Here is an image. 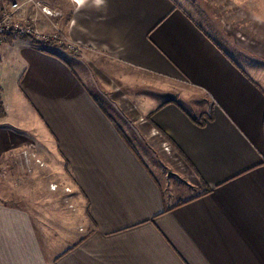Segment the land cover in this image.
<instances>
[{
  "label": "crops",
  "instance_id": "crops-1",
  "mask_svg": "<svg viewBox=\"0 0 264 264\" xmlns=\"http://www.w3.org/2000/svg\"><path fill=\"white\" fill-rule=\"evenodd\" d=\"M60 3L71 17L65 44L60 27L53 33L59 45L45 50L19 36L0 42L6 111L0 126L19 101L42 124L15 120L36 126L32 135L1 126L0 166L23 141L54 142L88 212L81 211L69 236L51 233L48 249L29 210L0 202V264H264V88L258 79L177 0H49L53 10ZM5 13L0 0V20ZM257 15L263 23L257 38L245 35L249 43L226 31L235 45L264 58V14ZM62 53L89 66L88 81ZM90 58L106 66L87 63ZM90 68L125 84L140 76L184 97L204 94L200 109L175 99L152 102L146 94L114 98L135 111L134 128L151 157L169 155L183 175L170 192L92 91ZM203 113L212 119L205 116L200 125L195 119Z\"/></svg>",
  "mask_w": 264,
  "mask_h": 264
},
{
  "label": "rangeland",
  "instance_id": "rangeland-1",
  "mask_svg": "<svg viewBox=\"0 0 264 264\" xmlns=\"http://www.w3.org/2000/svg\"><path fill=\"white\" fill-rule=\"evenodd\" d=\"M177 1L207 30L216 34L222 47L238 63L240 62L248 68L247 71L253 74L264 88V58L249 54L246 48L235 45L234 40H231L229 33L226 31L228 29L232 32L233 34L231 35H234L237 42L249 43V39L245 35L251 36L250 34H254L253 37L257 38L256 34L259 35L258 31L261 28L260 23H263V20L258 22L257 13L261 12L264 14V0ZM19 2L21 3V8L17 11V20L23 24L30 25L34 30L35 36L36 34H42L47 36V38L54 37L53 33H55L56 27H60L62 29L61 41L64 44L66 43L64 31L70 24L71 17L69 16L70 10L66 11V7L62 3L55 5L57 9L53 10L51 6L54 7V5H50L49 0H19ZM43 7L50 10L52 14L46 13ZM62 12L65 14L63 15ZM41 41L43 42L44 40L42 39ZM62 54L79 72L81 77L86 80L88 78L86 67L89 66L86 64L85 67L71 56ZM100 61L102 60H98V58H90L87 63L106 66L103 61L102 63ZM89 72L95 75L94 79L91 78L89 79L91 82H88L92 91L94 90L97 98L120 123L123 130L129 133L133 144L147 160L165 191L170 192L177 183H181L179 181H183V175L169 161L171 159L169 155H167L168 160L166 161L162 160L158 155L151 157L150 145L141 140L138 135L139 131L137 132L134 128L137 121L135 114H133L135 111L129 110L125 104H120L118 101L115 103L114 98H117V93L121 96L125 94L127 99L130 94L139 97H143L146 94L148 98H151L152 102H164L175 99L187 107L200 109L205 107L207 103L204 94L196 93V95L184 97L177 93L175 89H165L161 85L152 83L151 80L146 79V82H142L139 78L140 76H136L135 73L129 74L128 71H125V76L129 78L133 75L131 79L136 76L137 82L125 84L116 76L99 78L96 75L97 69L94 70L93 68H90ZM97 74L99 75V73ZM115 89L117 90L114 91ZM124 99L123 101H125ZM126 104L128 105V103ZM11 108L10 119L1 125L11 132L21 135H32L34 133L33 128H37L30 125L19 126L15 121L16 119L29 122H34L35 120L36 125H42L38 117L31 111V108L26 104L23 105V102L19 101L17 107H14L12 103ZM41 139V141L39 140L40 143L37 141H23L7 157H4L0 166V202L29 210L49 249L50 237L48 236L51 233H55L61 238H65L66 235L69 236L72 232L71 227L82 222L80 219L81 211L83 210L85 213L88 211L87 204L83 202L81 191L73 174L67 163L58 154L56 144L47 141L44 137ZM155 165L158 167L157 170L154 168ZM160 169L164 172L161 173ZM66 188H69V190H66ZM70 221L75 223L67 224ZM80 229L82 227L78 228V230Z\"/></svg>",
  "mask_w": 264,
  "mask_h": 264
},
{
  "label": "built area",
  "instance_id": "built-area-1",
  "mask_svg": "<svg viewBox=\"0 0 264 264\" xmlns=\"http://www.w3.org/2000/svg\"><path fill=\"white\" fill-rule=\"evenodd\" d=\"M5 4V8H7V13H5L4 17L0 20V35H4L5 33L14 34L19 37L33 36L38 40H48L47 36L39 34L35 36L33 28L28 24H23L17 20L16 14L17 11L21 8V3L19 0H2ZM32 1V0H29ZM43 10L52 14V12L43 7ZM41 36H43L41 38ZM53 38V37H52ZM164 149L168 152L171 151V146L168 143H165ZM69 190V188H66Z\"/></svg>",
  "mask_w": 264,
  "mask_h": 264
},
{
  "label": "trees",
  "instance_id": "trees-1",
  "mask_svg": "<svg viewBox=\"0 0 264 264\" xmlns=\"http://www.w3.org/2000/svg\"><path fill=\"white\" fill-rule=\"evenodd\" d=\"M13 38H14L13 34L5 33L4 35H0V42L3 40L11 41ZM26 38L30 39L33 44L40 46L43 50H45L44 47H47V46L53 47L55 45H57V46L59 45V38L58 37L57 38L50 37L48 40L43 41V42L41 40H38V39H36L34 37H30V36H26ZM61 47L65 48L64 45H61ZM5 113H6V111H5L4 106H3V101L0 97V118L5 116ZM205 116H207V118H209V119H212V117L208 116L207 113H203L201 115V117L198 119H195V121L200 125H205V123H206Z\"/></svg>",
  "mask_w": 264,
  "mask_h": 264
}]
</instances>
